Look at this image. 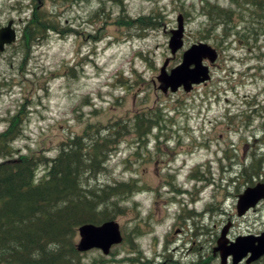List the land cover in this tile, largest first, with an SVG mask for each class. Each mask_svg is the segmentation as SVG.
I'll return each instance as SVG.
<instances>
[{"label":"rangeland","instance_id":"obj_1","mask_svg":"<svg viewBox=\"0 0 264 264\" xmlns=\"http://www.w3.org/2000/svg\"><path fill=\"white\" fill-rule=\"evenodd\" d=\"M203 1L124 0L120 6L114 0H86L71 5L62 0H39L41 10L59 20L64 28L71 27L79 34L70 33L66 37L52 34L45 43L34 45L26 59L20 49L17 51V46L25 21L33 13V1L0 0V26L13 19L19 33L18 42L0 53V133L15 114L28 113L19 137L12 143L17 154L55 157L62 141L83 134L89 125L108 126L120 120L130 122L141 111L149 112L155 106L165 110L163 115L168 116V124L164 126L188 127L196 131V136H200L199 131L200 134L204 132L205 139L211 140L207 148L186 150L183 146L173 162L187 163L186 167L207 164L204 169L210 170L208 176H213L214 181L198 183L200 193L185 175L174 183L188 190L193 195L191 198L170 193L167 182L157 175L162 171L161 163L170 162L168 156L150 154L154 152L153 146L141 149L140 155H136V145L128 143L134 137L130 132L113 151L106 171L93 183L105 185L137 179L133 181L142 190L123 205L127 212L116 218L124 238L129 235L134 247L123 243L115 249L116 255L107 257L100 251L89 252L83 258L84 264H151V261L178 264L179 251L174 250L178 248L175 243L178 230L182 228L179 224H183L185 237L199 240L203 255L208 254L214 257V264H221L219 253L215 254L214 250L225 227H229L227 238L233 241L238 236H257L264 232V202L246 217L237 215L238 197L251 187L240 177L239 168L235 169V166L251 163L248 160L251 149L239 139L250 133L242 128L235 134L228 128L231 125L228 114L244 104L246 95L262 99L264 75L260 69L263 60H260L264 37L257 44L252 41L249 47L239 42L231 44L242 40V34L235 32L227 40L217 33L203 39L208 26L201 11ZM207 1L228 8L231 0ZM102 6L107 15L104 23L92 19L93 13ZM155 13L163 16L161 27L143 32L142 36L135 28L128 30L115 24L120 14L138 18ZM180 14L187 18L185 46L174 56L169 50V40L171 31L178 28ZM198 42L220 47L221 56L211 70V81L190 92L164 94L157 78L166 70L170 73L181 59L179 56ZM250 65H253L252 70H248ZM240 109L245 110L244 107ZM243 119L239 116L234 122L239 125ZM219 121L224 122L220 124ZM185 141L191 142L187 138ZM231 144L236 149H230ZM225 151L229 155L233 153L234 159L226 160ZM253 153L264 157L263 150ZM156 161L160 164L155 165ZM221 165L228 170L223 181L220 179ZM44 172L40 168L38 178ZM259 182L264 180L255 179L254 185ZM154 212L156 220H153ZM198 222L204 229L203 238L196 235ZM79 236L78 233L77 242ZM181 236L184 235L181 233ZM191 247L188 242L186 248ZM157 253L165 255L160 257ZM125 257L127 259H123ZM231 261L228 259V264Z\"/></svg>","mask_w":264,"mask_h":264},{"label":"trees","instance_id":"obj_2","mask_svg":"<svg viewBox=\"0 0 264 264\" xmlns=\"http://www.w3.org/2000/svg\"><path fill=\"white\" fill-rule=\"evenodd\" d=\"M32 1L34 10L25 21L17 46L26 59L34 45L45 43L52 34H79L41 10L39 0ZM62 1L71 5L86 0ZM114 1L122 6L124 0ZM201 11L208 22L203 39L217 33L227 40L235 32L242 34L239 42L249 47L252 41L257 44L264 37V0H231L228 9L205 0ZM104 16L102 6L92 19L104 23ZM162 20L160 13L138 18L120 14L115 24L128 30L135 28L142 36L143 32L160 28ZM27 116L28 113L15 114L0 133V264H84L78 248V229L88 224L100 226L125 214L127 207L123 205L142 190L132 180L105 185L93 182L106 171L113 151L130 130L146 136L141 128L164 126L168 124L167 115L157 108L138 114L130 122L91 124L83 134L62 141L58 155L52 158L20 155L13 149L12 143L19 137ZM263 166V162L253 159L250 166L243 167L240 177L253 186L255 179L264 180ZM40 168L45 172L38 178ZM124 243L134 247L129 235ZM214 263V257L205 254L194 264ZM254 264H264V257Z\"/></svg>","mask_w":264,"mask_h":264},{"label":"flooded vegetation","instance_id":"obj_3","mask_svg":"<svg viewBox=\"0 0 264 264\" xmlns=\"http://www.w3.org/2000/svg\"><path fill=\"white\" fill-rule=\"evenodd\" d=\"M11 20H9V21H11ZM14 24L16 26V31L18 32L17 23L15 20H14ZM1 27H3V26H1ZM184 41H185V39H184ZM217 51L219 53V58H220V56H221L220 47H218ZM262 55H263V57L261 58L260 61L263 60V63L261 65L260 69L264 75V52H262ZM179 57L181 58L178 62L180 64L182 62V55ZM178 63H176L175 67L179 65ZM166 64H168V63H166ZM251 67H253V65H250L248 67V70ZM250 70H252V69H250ZM153 84H154L153 86H156L155 81H153ZM162 87L165 88L164 86H162ZM181 90H183V89H180L179 91H181ZM166 94H168V93H166ZM260 96L262 97V99L259 100L258 96L254 97V95H250V96L246 95V98L243 102L244 104L242 106H240L238 109H236L234 112H232V113H234V115L230 116L232 114L231 112L229 113L230 115L228 114L229 121L231 122V125L228 126V128H230V130L233 129L232 131L235 134H239L241 129L243 128L244 132L250 133V135H248L247 137L240 136V139H239L240 142L243 141L244 144L251 149L250 153L248 155V160H250V162H251L249 164V166L252 164L253 159L257 160L258 162H263V164H264V157L261 158L258 153H253V155H252V152L254 150H256V151L257 150H263V152H264V97H263L264 96V88L262 89V93H260ZM242 107H244L245 110L240 109ZM157 108H160V110L162 109L159 106H155L154 109H157ZM164 112H165V110L162 109V113H164ZM140 113H151V111H149V112L141 111ZM239 116L242 119L245 117V119H243L242 123H240L239 125H236L234 120ZM242 116H244V117H242ZM167 117L168 116H166V118ZM226 118H227V116H226ZM223 122L224 121H219L220 124H222ZM141 130L145 134L147 133V135L140 137V136L136 135V131H134V129L130 130L129 132L134 133V137H131V139H130L131 141H128V143L132 142L133 145H136V147H137L136 153H135L136 155H140L141 149H148L149 147L153 146L154 152L150 151V154L168 156L170 162L169 163H161L162 164L161 165L162 171H158L157 175H158V178L162 177V179H164L165 182H167V186H168L167 188H168V190H170V193L174 192V193H179L177 195H182V194L190 195V192L188 190L182 189L181 187L176 186L174 184V183H176V181H178L180 179V177H183L184 175H185L184 177L186 180L193 182L195 184V185H193V187H194V189L199 190V193L201 192V189L198 188V183H202V182H209L210 183L211 181H214L213 176H211V177L208 176V175H211L210 170L207 169L205 171V169H204V166H207V164H197L196 166L193 165L192 167H186L187 163H183V162L173 163L176 160V155L178 154V150L183 149V146H184V149H186V150H197L200 148L209 147L211 140L205 139L204 132L202 134L199 133L200 131L198 132V134L200 136H202V139H199L200 136L198 137L195 135L196 131H191L188 127H180V126L169 127V126L158 125V126H152V128H150V129H149V127L148 128L143 127V128H141ZM259 134H261V135L259 136ZM186 138L191 140V142L187 143L185 141ZM230 146H231L230 149H236V146H234V144H231ZM117 148H118V146L115 149H117ZM223 156L226 160H228V158L230 160L234 159L233 153H232V155H229L226 151L223 154ZM110 159H112V158H110ZM125 161L124 162L127 166V159ZM109 162L110 161H108V163ZM128 162H130V161H128ZM219 162L221 164L222 160L219 159ZM156 164H160V162L156 161L155 165ZM244 166H246V164L245 165L243 164L242 167L235 166V169L239 168V171H240L239 175L240 176L242 174ZM220 170H222V175H221L220 179L223 181V180H225L224 177H225L226 173H228V170H227V167H225L224 165L220 166ZM236 175L239 176L238 174H236ZM130 180L133 181V180H137V179L132 178ZM261 183H264V182H261ZM170 187L172 188V191H171ZM192 196H191V198H192ZM155 215H156V213L154 212L153 213V220L157 219V216H155ZM179 225L182 228H179V230H178L179 235H178V239L176 240V243H175L178 246V248L175 249L174 251H176V252H177V250L179 251L180 260L176 261V262L178 264H194L196 261L198 262L201 259V257L203 256V248H200L199 240L194 241L187 236L185 237V232H184L185 229L183 228V224H179ZM196 228H197L196 229L197 230L196 231L197 238H199V236H201L203 238L204 229H203V226L200 225V222L197 223ZM181 233L184 236H181ZM237 238H235V240ZM228 240L230 242L235 241V240L234 241L230 240L229 238H228ZM167 241L169 243H172V241L170 240L169 237H167ZM188 242H191V245L193 247L186 248V245ZM179 243H181V244L179 245ZM194 246L196 248H194ZM215 254H217V253H215ZM164 255H165V253H163V254L157 253V256H160V257H164ZM219 255H220V253H219ZM172 256H174V254H172ZM102 260H103L102 262H104V259H102ZM136 260L139 261L140 259L137 258ZM151 264H167V262L164 261L162 263H155V262L151 261Z\"/></svg>","mask_w":264,"mask_h":264},{"label":"water","instance_id":"obj_4","mask_svg":"<svg viewBox=\"0 0 264 264\" xmlns=\"http://www.w3.org/2000/svg\"><path fill=\"white\" fill-rule=\"evenodd\" d=\"M185 32L184 17H178V29L172 32V37L169 42V47L173 54H176L183 48ZM17 41V32L13 28V21L9 22L6 27L0 29V52L5 51V47L12 45ZM196 49V50H195ZM192 55L187 58V55ZM218 58L217 51L210 45L199 43L192 46L185 52L182 64L171 71L170 74L162 73L158 80L162 83L163 91L168 92L171 88L172 92H177L181 87L185 91L190 92L194 85L207 83L210 79V68L204 65V59L214 64ZM194 66V67H193ZM165 67L162 69L164 71ZM177 74V76H176ZM175 75V76H174ZM168 78L172 79L171 84ZM264 201V183H258L254 187L247 188L243 194H240L237 202V213L239 217H244L250 210L255 209L261 202ZM229 227H225L217 241V246L214 252L220 253L221 264H228V259L232 258V264H252L264 257V233L259 236L248 235L240 236L235 242H230L227 238ZM81 237L78 248L80 252H87L94 249H99L104 255H109L111 249L115 245L123 242L124 238L120 229V224L116 221H109L100 226L84 225L79 228ZM243 239L248 242L246 249L240 253L237 259L230 255V250L221 255L219 243L223 240V247L230 244H236L238 240Z\"/></svg>","mask_w":264,"mask_h":264},{"label":"bare ground","instance_id":"obj_5","mask_svg":"<svg viewBox=\"0 0 264 264\" xmlns=\"http://www.w3.org/2000/svg\"><path fill=\"white\" fill-rule=\"evenodd\" d=\"M196 50V49H195ZM192 55H187V58H191ZM175 76V75H174ZM177 76V74H176ZM171 78H168L169 83L171 84ZM223 240L219 243V247H220V251H221V255H223L224 252H226V250H230V255L234 256L235 259H237L238 255L240 253H242L246 247L248 246V242L246 240L240 239L238 240V242L236 244H230L229 246H227L226 248L223 247Z\"/></svg>","mask_w":264,"mask_h":264}]
</instances>
